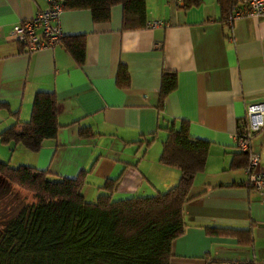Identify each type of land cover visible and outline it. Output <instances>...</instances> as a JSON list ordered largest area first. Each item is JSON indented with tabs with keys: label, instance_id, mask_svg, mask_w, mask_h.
<instances>
[{
	"label": "crops",
	"instance_id": "0c3cea01",
	"mask_svg": "<svg viewBox=\"0 0 264 264\" xmlns=\"http://www.w3.org/2000/svg\"><path fill=\"white\" fill-rule=\"evenodd\" d=\"M183 3L145 0L146 23L163 26L145 23L135 31L121 29L119 6L103 23H93L88 10H62L60 35L84 36L83 62L76 65L59 43L27 54L9 39L14 27L48 9L47 0H0V132L15 118L28 121L37 92L53 93L58 126L37 153L6 146V162L52 179L81 174L88 203L106 193V181H116L114 201L153 197L178 182L179 171L158 158L167 132L187 122L188 135L209 147L183 205L184 230L172 242L169 264H264V193L244 186L246 156L232 142L246 105L264 100V16L227 23L215 0L188 9ZM119 68L127 72L126 89L115 84ZM163 73H174L176 86L158 108ZM250 147L264 167V125ZM212 229L243 239L239 231H249L251 244L206 234Z\"/></svg>",
	"mask_w": 264,
	"mask_h": 264
},
{
	"label": "trees",
	"instance_id": "16d2710c",
	"mask_svg": "<svg viewBox=\"0 0 264 264\" xmlns=\"http://www.w3.org/2000/svg\"><path fill=\"white\" fill-rule=\"evenodd\" d=\"M215 1L225 18L237 0ZM183 2L182 9H188L200 0ZM62 4L63 10H88L93 23L106 22L110 9L119 6L122 30L145 27V0H64ZM58 43L76 65L82 64L84 36L61 37ZM115 84L119 89L128 87L124 68L118 69ZM175 86L174 73L161 75L158 108ZM55 111L53 93H35L28 121L1 131L0 144L37 153L43 142L56 136ZM208 147L207 142L191 138L188 123L181 121L178 131L167 132L158 158L160 164L179 171L174 187L153 197L114 201L110 192L116 181H106L101 191L108 195L100 194L93 203L81 195V174L75 179H52L47 171L0 162V183L6 187L0 200L8 197L3 205L6 212L0 215V264H169L172 242L184 230L182 208L190 199L194 177L204 170ZM12 188L29 194L32 202L22 201ZM239 232L246 235L244 239L230 230L212 229L206 234L250 246L249 231Z\"/></svg>",
	"mask_w": 264,
	"mask_h": 264
},
{
	"label": "built area",
	"instance_id": "2783aa9c",
	"mask_svg": "<svg viewBox=\"0 0 264 264\" xmlns=\"http://www.w3.org/2000/svg\"><path fill=\"white\" fill-rule=\"evenodd\" d=\"M48 9L35 14L30 19L14 27L9 39L20 44L27 54L35 53L43 48L58 44L60 35L57 19L63 10V4L58 0H47ZM175 4L182 0H174ZM264 16V0H237L228 10L226 21L243 17ZM163 23L153 21L146 23L147 28L161 27ZM264 78V69H263ZM244 123L233 136L235 148L246 156L243 172L246 176L244 186L256 193H264V167L258 166V155L251 152L250 140L252 136L264 125V100L259 103L246 105Z\"/></svg>",
	"mask_w": 264,
	"mask_h": 264
},
{
	"label": "rangeland",
	"instance_id": "374dc122",
	"mask_svg": "<svg viewBox=\"0 0 264 264\" xmlns=\"http://www.w3.org/2000/svg\"><path fill=\"white\" fill-rule=\"evenodd\" d=\"M0 149H1V151H0V162L7 163L6 162V158H7L6 153L7 152L6 153L3 152V151H5L7 149V147L3 146L2 144H0ZM2 160H4V161H2ZM10 166H12V165H10ZM12 190H13L14 194L18 196V198L22 199V201H24V202H32V199L30 198L29 194H26V193H24L23 191H21V190H19L17 188H12ZM4 192H6V187L3 184V182H2V183H0V197L3 195ZM6 201H8V197L7 196L3 200H0V215H3V213L6 212V210H5L4 206H3Z\"/></svg>",
	"mask_w": 264,
	"mask_h": 264
},
{
	"label": "water",
	"instance_id": "95a60500",
	"mask_svg": "<svg viewBox=\"0 0 264 264\" xmlns=\"http://www.w3.org/2000/svg\"><path fill=\"white\" fill-rule=\"evenodd\" d=\"M213 264H215V263H213Z\"/></svg>",
	"mask_w": 264,
	"mask_h": 264
}]
</instances>
